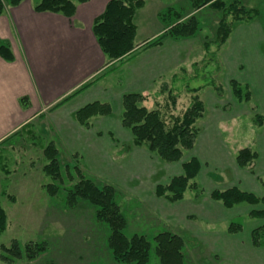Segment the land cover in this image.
Returning a JSON list of instances; mask_svg holds the SVG:
<instances>
[{
	"label": "crops",
	"instance_id": "obj_1",
	"mask_svg": "<svg viewBox=\"0 0 264 264\" xmlns=\"http://www.w3.org/2000/svg\"><path fill=\"white\" fill-rule=\"evenodd\" d=\"M109 1L80 3L75 14L67 17L56 12H37L34 1L24 0L17 6L7 7L0 15V42L8 45L14 55L12 60L0 55V144L38 122L55 135L59 149L81 155L85 166L92 168L95 174L102 173V163L110 160L117 148L125 146L128 152L124 155L136 163L132 164L136 167L128 176L141 182V185H126V188L138 194L149 189L154 194L156 186L145 179L149 175L145 172L149 157L153 154L146 147L134 146L131 132L129 134L122 126L123 98L128 94L151 95L158 89L159 79L168 82L181 67L202 58L203 50L201 44L192 42V36L180 41L168 38L126 63L119 74H110L85 87L107 62L93 33V25ZM165 7L161 1L151 8L145 2L136 12L137 34L139 25L147 34L144 40L137 39V43L153 39L167 29L158 21ZM140 12L141 18L137 20ZM218 60L221 69L217 77L225 87L224 93L218 95L210 86L201 90L205 112L196 122L199 134L195 145L187 158L184 155L171 167L174 176L181 175L183 162L196 158L200 163L197 178L209 185L210 191L206 193L204 189L197 199L185 195L177 202L154 195L148 207L181 235L198 237L200 243L206 245L205 253L199 250L202 247H197L199 262L264 264V246H255L251 237L252 231L264 224V219H257V224L250 227L243 224L238 233L228 231L235 217H250L253 209H264V205L239 204L226 208L211 197L213 190L233 186L258 197L264 194L259 181L264 178V126L256 125L253 120L254 137L246 146L258 153L252 169L240 167L235 159L237 152L245 147L230 143L224 135L225 125L238 115L250 113L253 118L255 113L264 114V24L259 19L236 22L218 52ZM231 80L249 86L252 93L249 102H238L233 93L232 101L226 102L231 94ZM94 101L109 103L112 113L95 117L88 129L76 120L75 113ZM225 175L228 181L224 180ZM197 219L209 223L206 232H193L191 226Z\"/></svg>",
	"mask_w": 264,
	"mask_h": 264
},
{
	"label": "trees",
	"instance_id": "obj_2",
	"mask_svg": "<svg viewBox=\"0 0 264 264\" xmlns=\"http://www.w3.org/2000/svg\"><path fill=\"white\" fill-rule=\"evenodd\" d=\"M23 1L0 0V15L4 13L7 7L17 6ZM88 1L36 0L34 9L37 12H56L72 17L78 4ZM144 5L145 0H110L103 13L96 18L93 33L107 58V62L97 77L85 87L119 70L144 50L161 45L167 37L179 40L184 36L194 35L196 25L183 23L180 21V17L155 38L142 44L137 43V25L134 18L137 10ZM193 5L197 10L210 6L221 11L222 15L215 37L204 39V54L201 60L193 62L190 67H181L169 82L159 79L158 89L151 96L160 97L166 94L167 102L170 101L171 105L176 106L178 98L177 93L175 94L178 89L177 82L186 80V77L181 76V74L187 73L188 68H191L194 72L190 77L191 80H209L204 81L201 86L186 85L187 93L190 94L189 104L182 114L172 115L174 116L172 124H169L164 117L159 108V102H156L158 104L157 108H149L136 102V100H141V97L130 94L125 95L123 98L120 116L122 126L131 132L134 146L146 147L154 156L168 163L181 161L184 152L193 149L195 145L199 134L196 122L205 112V104L200 97L201 90L210 86L218 95L223 94V86L214 77L221 69L218 52L232 32L234 23L251 22L259 15L258 10L246 7L240 0H233L229 4L225 0H193ZM169 8L167 12L160 14V17L162 16L164 20L166 14H170L171 9ZM173 13L177 17V11ZM0 55L6 60H12L14 57L11 48L1 42ZM210 65H213L214 69L209 70ZM229 84L238 102L244 103L251 100L252 93L248 85L236 80H231ZM142 98V100L146 99V97ZM25 101L26 99L23 98V102ZM166 106L168 107L167 103ZM111 113L112 108L109 103L94 101L80 108L75 113V118L83 127L89 129L92 127V121L95 117L108 116ZM253 120L256 125L264 126V114L255 113ZM43 150L47 160L43 170L53 179V182L48 183L45 187L51 195H54L59 188V185L54 181L64 180L63 166L59 158L60 150L54 140L50 141ZM121 151L122 153L128 152L125 146L122 147ZM257 157V151L245 147L237 152L235 159L240 167L252 169ZM72 158L74 161L72 168L78 173L79 180L71 188V198L78 197L90 203L95 208L96 221L108 226V245L113 258L125 264H151L152 242L145 235L135 233L128 236L125 232L127 219L116 200L118 188L110 183L98 184L83 173L79 164L80 161L83 162L82 156L73 153ZM182 166L183 174L173 176L168 183H158L156 185V196L165 198L169 202H177L185 198L188 189L193 192L192 196L195 199L203 195L204 189L196 181L200 170L199 161L196 158H191L183 162ZM64 168L69 172L70 167L68 165H65ZM68 175L70 181L75 179L71 172ZM259 181L264 189V178H259ZM211 197L215 201L221 202L226 208H233L242 203L264 205V194L258 197L238 186L224 189L217 188L212 191ZM250 217L264 218V209H253L250 212ZM7 225V213L0 201V236L6 230ZM242 229L243 224L235 220L231 221L228 227L230 233H238ZM251 237L255 246H264V224L255 228L251 233ZM154 240L156 242L154 249L158 257L157 264H185L184 250L190 242L185 236L167 230L158 233ZM0 248L10 254L5 257L9 260L21 259L24 254L29 259H34L47 249V243L32 242L25 245V247H21L20 243L15 240L10 247L1 244Z\"/></svg>",
	"mask_w": 264,
	"mask_h": 264
},
{
	"label": "rangeland",
	"instance_id": "obj_3",
	"mask_svg": "<svg viewBox=\"0 0 264 264\" xmlns=\"http://www.w3.org/2000/svg\"><path fill=\"white\" fill-rule=\"evenodd\" d=\"M31 1L36 2V0ZM158 1H161V4H165L166 7H170L169 9H171L170 14H166L165 20L162 16H159L158 21L168 27L181 17L180 21L183 23L196 25V30L192 36L194 40L192 39V42L195 45L197 43L201 44V51L203 50L204 54V39L206 37H215L222 15L221 11L210 6L197 10L194 8L193 0H145L150 5V8L157 6ZM232 1L225 0L227 4ZM240 1L246 7L258 10L259 15L256 19H259L264 24V0ZM166 7L163 12H167L168 8ZM174 11H177V17L173 13ZM141 13L138 14L137 20H140ZM139 26L140 30L139 34L136 35V41L137 39L139 41L144 40L145 36H147L146 32L142 31L141 25ZM168 38L170 37L166 39ZM121 69L122 67L113 73L119 74ZM212 69L214 67L210 65L209 70ZM193 73V70L188 68L187 73L181 74V76L184 75L186 77V80L177 82L178 89L175 91V94L177 93L178 98L176 106L171 105L170 101L167 102L168 98L165 97L166 94L160 97L148 95L146 99L142 100L143 98L141 97V100H136V102L147 105L149 108H157L158 104L156 102H159V108L164 117L169 124H172L174 117L172 115L182 114L189 104L190 94L187 93L186 85L201 86L204 81L209 80H191L190 77H192ZM217 75L214 78L218 81ZM218 82L220 83V81ZM117 83L121 84V81L118 80ZM220 84L223 86V83ZM223 89L225 90L224 86ZM231 95L232 90L231 94L226 98V102L232 101ZM112 105L117 110V105L115 103ZM254 127L252 115L244 113L229 121L228 126L225 125L224 135L230 143L233 142L236 146L246 147L253 140ZM127 132L130 134L129 130ZM53 140L59 146L58 140L50 132V129L41 127L38 122H35L33 126L25 128L23 132L12 136L7 142L0 144V201L8 218L7 228L0 236V245L10 247L15 240L20 243L21 247H25V245L32 242L47 243V249L34 259H29L24 254L21 259L14 258L9 260L5 257L10 254L0 248V264H125L113 258L108 245V226L96 221L95 208L86 200L78 197L71 198V188L79 180L78 173L72 168L74 161L71 151L59 149L64 180L54 181L59 185L54 195H51L46 189L45 185L53 182V179L43 170L44 165L47 163L43 149ZM121 150L122 147L117 148L113 153L111 151V159L105 160L102 163V173L95 174L96 172L92 168H88L84 162L78 161H80L79 164L83 173L95 182L98 184L110 183L118 188L116 200L127 219L126 234L128 236L135 233L145 235L153 244L151 264H157L158 257L154 249L156 246L154 237L158 233L167 230L172 233H180L161 220L148 207L150 205L149 202L153 201L154 195L158 197L155 193L153 194L148 189L143 194H138L126 188V185H141V182L128 176L136 167H133L132 164L136 163L130 161L127 158L128 156L124 155ZM189 151L184 152L185 157L189 154ZM149 158V166L145 171L149 174L145 178L148 184L151 181L153 186H156L158 183H168L174 176L171 167L175 163L170 164L154 155H151ZM65 165L70 167L69 172L64 168ZM70 172L75 178L73 181L69 179L68 174ZM225 176L224 180L228 181V176ZM126 179H128L127 182H125ZM196 181L206 190V193L210 191L209 185L203 183V180L199 181L197 178ZM192 194L193 192L188 189L185 195ZM241 205L248 204L243 203ZM257 219L250 218L247 215H239L233 220L250 227L253 224H257ZM209 227V223L200 219L195 220L191 226L195 233H204ZM185 237L190 241L188 243L189 246L184 250L185 264H211L209 262H199L200 259H198L197 247H202L199 250L205 253L207 251L206 245L202 242L200 243L198 237Z\"/></svg>",
	"mask_w": 264,
	"mask_h": 264
}]
</instances>
